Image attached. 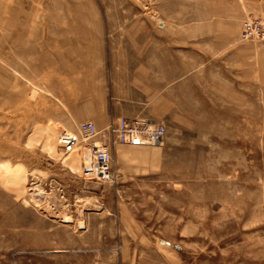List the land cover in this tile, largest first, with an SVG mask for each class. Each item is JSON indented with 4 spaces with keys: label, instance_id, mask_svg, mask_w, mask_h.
Here are the masks:
<instances>
[{
    "label": "rangeland",
    "instance_id": "374dc122",
    "mask_svg": "<svg viewBox=\"0 0 264 264\" xmlns=\"http://www.w3.org/2000/svg\"><path fill=\"white\" fill-rule=\"evenodd\" d=\"M257 17L264 0H0V264H264ZM163 56L184 73L149 114L163 142L116 144V179L86 177L61 131L106 123L86 110L110 109L114 69L151 78Z\"/></svg>",
    "mask_w": 264,
    "mask_h": 264
},
{
    "label": "built area",
    "instance_id": "2783aa9c",
    "mask_svg": "<svg viewBox=\"0 0 264 264\" xmlns=\"http://www.w3.org/2000/svg\"><path fill=\"white\" fill-rule=\"evenodd\" d=\"M242 40L264 39V17L246 18L242 22ZM167 132L163 121L121 116L104 127L92 119L81 120L76 130L61 131L58 143L70 154L84 146L83 174L99 181L113 182L117 177L113 150L116 144L142 146L162 143Z\"/></svg>",
    "mask_w": 264,
    "mask_h": 264
},
{
    "label": "crops",
    "instance_id": "0c3cea01",
    "mask_svg": "<svg viewBox=\"0 0 264 264\" xmlns=\"http://www.w3.org/2000/svg\"><path fill=\"white\" fill-rule=\"evenodd\" d=\"M234 27L237 26L234 25ZM164 28L165 24L159 27V29ZM163 51L166 52L167 47H165ZM162 54L165 55L164 53ZM165 58L166 57L163 56L160 59L161 66L157 71V74L155 76L151 75V78H149L148 74L144 73V68L142 67L138 71H143V74L141 73L140 77L136 76L134 70L129 68H124L120 71L114 69V81L111 85L113 100L110 109L98 108L96 105H92L91 109L86 110L88 112H114V116H112L106 123L97 124L99 127H104L121 116L162 121L150 117L149 114L169 111L168 108H165L168 103V95L163 92L168 85L179 82L184 76V73L182 72V59L175 60L174 67L168 68L165 66ZM161 94L163 96H160Z\"/></svg>",
    "mask_w": 264,
    "mask_h": 264
},
{
    "label": "bare ground",
    "instance_id": "6f19581e",
    "mask_svg": "<svg viewBox=\"0 0 264 264\" xmlns=\"http://www.w3.org/2000/svg\"><path fill=\"white\" fill-rule=\"evenodd\" d=\"M58 138H59V137H58ZM77 151H79V149H78ZM77 151H74V152H72V153H70V154H73V153H75V152H77ZM70 154H69V155H70ZM65 220H66V219H65ZM80 225H81V224H80Z\"/></svg>",
    "mask_w": 264,
    "mask_h": 264
}]
</instances>
